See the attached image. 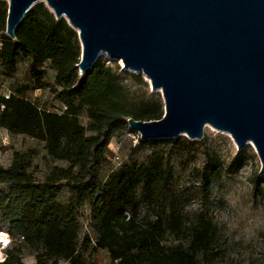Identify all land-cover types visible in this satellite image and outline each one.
Segmentation results:
<instances>
[{
  "label": "trees",
  "instance_id": "trees-1",
  "mask_svg": "<svg viewBox=\"0 0 264 264\" xmlns=\"http://www.w3.org/2000/svg\"><path fill=\"white\" fill-rule=\"evenodd\" d=\"M8 6L0 10V31H6ZM0 66L5 75L16 71L17 59H32L34 89L48 87L44 65L50 61L56 83L62 88V114L42 110L27 99L0 96V128L44 142L47 155L68 163L54 166L42 181L29 172L36 150L17 151L11 167H0V214L15 246L1 264H22L25 250L35 264H85L78 252L81 207L90 201L98 238L95 247L107 250L117 264H198L197 257L216 239L217 226L204 212L196 214L189 247L163 243L168 228L180 226L174 212L142 223L138 216L136 184L141 177L151 190L153 174L145 166L123 165L101 178L106 150L113 134L128 119L154 121L163 117L160 100L133 102L119 81V70L97 60L80 75L78 33L65 19H56L44 5L36 4L16 29V39L3 34ZM87 113L86 129L79 121ZM86 130L92 132L87 135ZM215 167V166H213ZM258 181V180H257ZM72 193L69 201L59 195ZM130 213V216H128ZM86 245L90 239L86 238Z\"/></svg>",
  "mask_w": 264,
  "mask_h": 264
},
{
  "label": "water",
  "instance_id": "water-1",
  "mask_svg": "<svg viewBox=\"0 0 264 264\" xmlns=\"http://www.w3.org/2000/svg\"><path fill=\"white\" fill-rule=\"evenodd\" d=\"M6 35L38 3L78 33L80 75L103 54L162 93L160 120L128 119L142 140L205 127L253 144L264 175V0H6Z\"/></svg>",
  "mask_w": 264,
  "mask_h": 264
},
{
  "label": "rangeland",
  "instance_id": "rangeland-1",
  "mask_svg": "<svg viewBox=\"0 0 264 264\" xmlns=\"http://www.w3.org/2000/svg\"><path fill=\"white\" fill-rule=\"evenodd\" d=\"M3 3L9 6L6 0H0V10ZM3 34L6 31H0V42ZM99 60L114 69L120 67L119 81L131 101L160 100L164 116L162 93L153 90L142 73L125 69L121 62L106 54ZM31 68V57L24 55L17 59L16 71L9 75H5L0 66V96H20L42 110L62 114L66 106L59 97L62 88L56 83L57 73L51 62L44 65L48 85L44 89H34ZM79 121L88 128L90 119L86 112ZM86 133L93 134L88 130ZM44 145L28 135L0 128V167H11L15 153L28 150L38 151L29 169L37 181H42L54 166L69 165L48 156ZM105 156L101 170L103 180L123 165L145 166L153 174L150 191L143 177L136 184L138 218L144 223L158 216L166 218L174 212L181 224L178 229H167L165 245L189 247L195 216L204 212L215 222L217 235L212 246L197 257L198 264H264V175L260 173L262 165L253 144L239 149L230 135L211 126L205 127L204 137L198 141L186 134L142 140L137 131L126 125L113 134ZM59 198L69 201L72 193L63 188ZM90 206L88 201L79 210L78 252L85 264H117L107 250L95 247L98 235ZM7 227L0 214V237H5ZM8 237L11 243L0 248V264L7 258V250L15 246L9 234ZM87 237L90 243L86 245ZM22 262L35 264L36 258L25 250ZM59 264L71 263L61 260Z\"/></svg>",
  "mask_w": 264,
  "mask_h": 264
},
{
  "label": "bare ground",
  "instance_id": "bare-ground-1",
  "mask_svg": "<svg viewBox=\"0 0 264 264\" xmlns=\"http://www.w3.org/2000/svg\"><path fill=\"white\" fill-rule=\"evenodd\" d=\"M148 80V79H147ZM149 81V80H148ZM4 236L5 237H0V248L1 247H6V246H9L11 241L8 237V234L6 232H4Z\"/></svg>",
  "mask_w": 264,
  "mask_h": 264
},
{
  "label": "built area",
  "instance_id": "built-area-1",
  "mask_svg": "<svg viewBox=\"0 0 264 264\" xmlns=\"http://www.w3.org/2000/svg\"><path fill=\"white\" fill-rule=\"evenodd\" d=\"M123 65V64H122Z\"/></svg>",
  "mask_w": 264,
  "mask_h": 264
}]
</instances>
